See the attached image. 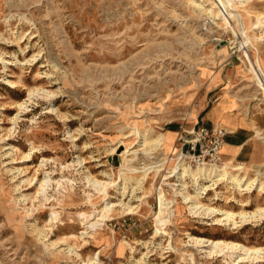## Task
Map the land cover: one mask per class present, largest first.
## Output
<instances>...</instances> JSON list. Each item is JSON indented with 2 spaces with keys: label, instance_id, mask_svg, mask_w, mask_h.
<instances>
[{
  "label": "rangeland",
  "instance_id": "obj_1",
  "mask_svg": "<svg viewBox=\"0 0 264 264\" xmlns=\"http://www.w3.org/2000/svg\"><path fill=\"white\" fill-rule=\"evenodd\" d=\"M232 11L240 23L216 20L189 0H0V264H225L193 237L264 247V220L234 229L191 214L170 176L186 166L264 173V94L250 71L256 57L264 66V39H253L264 38V27L248 26L264 14V0ZM243 36L257 48H248L250 59L236 46ZM220 83L252 120L245 151L253 158H226L224 144L218 160L202 157L209 143L199 129L224 128V140L228 134L203 123ZM35 90L52 96L28 100ZM133 128L169 140L146 152ZM192 140L198 143L191 150ZM127 149L137 154H122ZM143 167L150 172L135 171ZM44 173L52 179L46 201L39 188ZM86 175L108 183L109 197ZM182 183L194 193L189 178ZM159 192L176 210L161 226ZM106 199L116 204L109 218L85 229L79 214H96ZM198 199L233 212L264 206V192L239 193L226 181L200 190ZM53 210L59 219L47 223ZM70 232L75 236L65 237ZM64 237L75 253L67 252Z\"/></svg>",
  "mask_w": 264,
  "mask_h": 264
},
{
  "label": "bare ground",
  "instance_id": "obj_2",
  "mask_svg": "<svg viewBox=\"0 0 264 264\" xmlns=\"http://www.w3.org/2000/svg\"><path fill=\"white\" fill-rule=\"evenodd\" d=\"M204 1L205 0L194 2V1L189 0L190 4L193 5L195 8L199 9L200 11L206 12L210 17H213L216 20L218 19V20H223L224 22H228L227 20L230 17L232 20L236 21L237 23H240L242 18L239 13L232 11L233 8L245 7V4L248 2V0H212V1L207 0L208 1L207 5H209L210 7L205 8L206 5L203 3ZM233 5L234 7L232 9L230 10L227 9L228 7L230 8V6H233ZM215 8H217V11H214ZM246 16L250 17L251 15L247 13ZM26 21H29V20L26 19ZM248 26L250 30L264 27V14H260L257 17H255L253 21L249 22ZM245 32L241 31V35L242 34L245 35L244 34ZM253 39L255 40V42H257V41H263L264 38L254 36ZM252 41L253 40H251L249 37L243 36L242 39H240L239 44L236 45L239 50L241 49L242 54L245 57H248L247 59H250L249 54H248L249 47H251L254 50H257L255 44L253 43L254 41L253 42ZM250 62H251L250 71L253 74L254 82L256 86L258 87V89L262 91V93L264 94V66L263 64H261L258 57H256L254 61L250 60ZM51 96L52 94L47 90L29 91L28 100H32V99L39 98V97L50 98ZM19 106L22 109L24 108L23 103H21ZM133 129L132 130L134 134H136V136L139 138V141H138L139 145L146 152L150 151L152 147L157 148V147H160L161 145L167 144L169 140L167 135H165L164 133H158L155 137L151 136V128L145 131L135 130V128ZM118 146H121V144H119ZM118 146L112 148L111 150L112 153L115 151L117 152ZM136 151L137 150L127 149V150L122 151V154L136 155L137 154ZM31 153L32 151L30 149L28 153V157L30 156ZM41 161L43 162L45 160L42 159ZM75 162L81 165L82 159L80 157H77ZM151 167L153 168V166ZM149 169L150 167H143L135 171L142 172V173L144 172V174L146 175L147 173L150 172ZM238 169H240V167L233 168V170H238ZM160 170L161 169L158 168L155 171H160ZM170 176H175L177 178V181H179L178 184H175L176 186H181L177 192L179 195H181V198H183L184 203L187 204L188 206L187 208L191 214L199 215L202 217L206 216L207 218H210V219L213 218V220H215L213 224L220 225V226H227V227L231 226V228H234V229L244 224L251 223L253 221L264 220V206L257 207L251 213H246L243 211L233 212L227 209H215L214 207H210L203 203H200L198 199L200 195V190L203 192L207 190H212L217 185V183L221 181L229 182L232 185L233 190L239 193H242L243 191L249 193L251 192V190H254V189L258 190V192H264V180L262 181V176L264 177V173H262L260 170L255 171V177H249V176L233 175L232 173L226 170L225 166H222L219 168L212 166L211 168H208V169L205 167H197L195 170H190V168L186 166V167H176L173 171V174H171ZM186 178H189L194 184L193 194H189L186 191H184L182 182H184ZM84 179L87 184H89L99 193H102L103 197L108 196V192H107V188L109 187L108 183L101 182L97 180L96 178H94L93 176L91 177L90 175H86ZM201 181L207 182L208 184L205 185ZM51 182H52V179L50 175L47 173H44L43 179L39 183V188H41V194L43 195L45 201L47 200L45 189L49 186ZM55 182L57 184H60L58 181H55ZM135 182L139 183V180H135ZM119 189L121 193H124L125 187H121ZM218 197L219 195L217 194L215 199H218ZM23 200H25V198H22V201ZM158 203H159V208L155 216V220H156V223L161 226L166 221H169L170 217L172 216V212H176V210L170 209L173 207V205H170V201H166L163 195L160 194V192L158 194ZM115 205L116 204L114 202L107 201L105 202L103 207L96 212V214H93V215H86V213L79 214L81 217L83 216L82 225L85 226L87 223V225L85 226V229L90 228L91 230H95L98 227L103 226L104 222L109 218V215L111 214L110 208H113ZM125 207H127L126 209H130L129 206H125ZM217 216L219 218H217ZM58 219H59L58 213L53 210L49 214L47 223L56 222L58 221ZM86 233H88L86 230H83L80 232V234L82 235ZM74 236L75 234L70 232V233H67L65 237H74ZM65 237H64L65 240H63L62 244L64 243V245H66V250L69 254L75 253L73 249L70 247V245L67 243V240ZM191 239H194L197 244L201 245L202 248H205L204 252L208 256L213 255V254L217 256H222L225 259L224 260L225 264H245V263L252 264V263L262 261V259L264 258V247H251V246H247V245L237 243V242H230V241H223V240H207L201 237H193ZM91 262H92V259H88L87 262L84 264H91Z\"/></svg>",
  "mask_w": 264,
  "mask_h": 264
},
{
  "label": "crops",
  "instance_id": "obj_3",
  "mask_svg": "<svg viewBox=\"0 0 264 264\" xmlns=\"http://www.w3.org/2000/svg\"><path fill=\"white\" fill-rule=\"evenodd\" d=\"M225 80L228 81V78H224L222 82H226ZM219 86V96L205 113L203 123L210 127L220 125L228 130L221 150L222 156L235 159L240 156L253 158L255 153L245 151L247 146L252 144V120L248 119L247 113L239 106L238 101L229 95V91H225L226 87L222 83L218 84ZM261 124L264 126L263 115Z\"/></svg>",
  "mask_w": 264,
  "mask_h": 264
},
{
  "label": "built area",
  "instance_id": "obj_4",
  "mask_svg": "<svg viewBox=\"0 0 264 264\" xmlns=\"http://www.w3.org/2000/svg\"><path fill=\"white\" fill-rule=\"evenodd\" d=\"M226 135V130L224 128H213L212 131L206 129H199L200 138H207L209 146L206 149L204 155H208L211 159L218 160V151L221 149V146L224 144V137ZM196 140L187 142L190 145L191 150L197 145L198 142L194 143ZM199 141V139H198ZM200 155H198V159Z\"/></svg>",
  "mask_w": 264,
  "mask_h": 264
}]
</instances>
